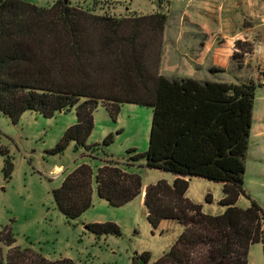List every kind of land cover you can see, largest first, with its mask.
Masks as SVG:
<instances>
[{
    "label": "trees",
    "instance_id": "1",
    "mask_svg": "<svg viewBox=\"0 0 264 264\" xmlns=\"http://www.w3.org/2000/svg\"><path fill=\"white\" fill-rule=\"evenodd\" d=\"M170 1L158 0L157 11L149 15L117 16L69 0L49 7L0 0V111L16 122L26 112L52 118L75 109L77 123L50 154L62 155L74 145L96 159L101 146L89 145V139L98 108L115 118L126 104L152 107L148 151L130 150L124 164L107 159L97 173L90 164L79 165L54 192L58 208L68 221L78 220L92 206L94 184L99 198L111 206L130 204L144 193L142 177L131 169L145 159L147 168L175 177L172 184L163 180L145 190L151 226L158 229L175 220L183 233L158 260L143 253L133 264H248L252 246L261 244L264 251V209L244 189L257 91L264 84L162 75ZM237 47L244 51L241 44ZM111 143L108 137L103 145ZM12 169L8 158L6 176ZM193 179L223 186V214L208 215L187 197ZM242 197L250 201L246 209L237 205ZM86 229L97 236L121 235L115 223ZM4 235L0 243L14 247L15 236ZM16 250L17 255L4 257L0 248V264L31 256ZM41 264L54 263L41 259Z\"/></svg>",
    "mask_w": 264,
    "mask_h": 264
},
{
    "label": "rangeland",
    "instance_id": "2",
    "mask_svg": "<svg viewBox=\"0 0 264 264\" xmlns=\"http://www.w3.org/2000/svg\"><path fill=\"white\" fill-rule=\"evenodd\" d=\"M25 1L49 7L59 0ZM69 1L85 9H110L113 14L123 16L128 13L137 15L154 13L157 11L158 0ZM189 8L187 2L179 1L173 6L172 11L169 8V14L172 15L166 29L170 36L177 27L190 26ZM229 22L230 25H236L232 16H229ZM169 35L164 34L162 56L164 60L169 59L168 52L166 53L168 50L166 44L171 43ZM240 44L246 53L241 49L239 52L233 50V54H237V60L233 59L234 55L232 57L234 67L224 70L227 73L226 75L221 73L219 80L235 84L248 81L263 83L264 66L251 58L253 44L247 40L237 41L233 47L237 49ZM163 64L165 73L162 75L178 78L166 62ZM254 113L256 121L253 122L249 141L244 189L264 209L262 89L257 91ZM153 114L152 107L126 104L113 118L106 108H98L94 113L95 128L89 145L98 144L101 149L96 154L97 158L92 159L86 152L76 151L74 145L62 155L50 154L65 132L77 123L75 109L58 113L52 118H45L35 112H26L16 122L0 111V236L5 234L3 237L6 238L11 232L16 239V244L11 248L5 242L0 243L4 257L10 254L17 255L18 247L28 250L31 256L24 260L17 257L16 264H41V259L54 264L62 260H68L71 264H133V258L143 253H149L152 261H156L169 252L183 233V227L175 220H167L162 222L158 229H154L148 219L145 194L126 206L113 207L101 200L96 192L93 194L91 208L74 221L65 218L54 198V192L61 186L65 176L83 163L90 164L97 173L107 159L124 164L131 156L128 153L130 150L145 154L149 149ZM108 137L112 139V143L104 146L103 143ZM8 158L12 161L13 169L10 175L6 176L4 170ZM56 165L64 167L61 173L63 175L58 178H55L57 174L51 173ZM131 172L142 177L144 192L147 187L159 181L164 180L171 184L175 178L171 173L147 168L145 159L140 160ZM189 197L195 204L202 206L204 213L208 215L217 216L226 211L221 205L224 198L221 184L193 179ZM237 205L246 209L250 206V201L242 197ZM105 223L117 224L121 235L97 236L86 229L90 224ZM248 264H264L261 244L251 247Z\"/></svg>",
    "mask_w": 264,
    "mask_h": 264
},
{
    "label": "crops",
    "instance_id": "3",
    "mask_svg": "<svg viewBox=\"0 0 264 264\" xmlns=\"http://www.w3.org/2000/svg\"><path fill=\"white\" fill-rule=\"evenodd\" d=\"M178 1L189 4L188 18L191 24L187 28L177 27L171 36L165 29L171 43L170 45L165 43L169 59L162 58V74L165 73L163 63L166 62L179 79L192 78L198 81L222 82L218 78L222 74L212 73L211 69L227 70L234 67L233 50L239 52L240 49H235L233 44L245 40L253 44L252 60L264 66V37H262L264 35V0H171L170 11ZM171 15H169V22ZM229 16L233 17L235 26L230 25ZM226 73L224 71V75ZM261 89L264 90V87ZM254 121H256L255 113ZM62 171L64 167L56 165L51 173L57 174L55 178H58L63 175ZM192 181H190L189 190ZM189 190L188 198H190ZM95 193L96 185L94 184ZM144 194L145 192L141 196Z\"/></svg>",
    "mask_w": 264,
    "mask_h": 264
}]
</instances>
